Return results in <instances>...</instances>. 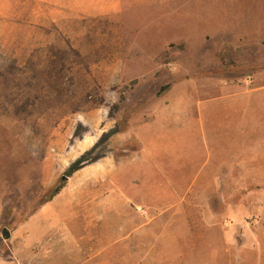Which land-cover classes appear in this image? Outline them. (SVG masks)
<instances>
[{
  "label": "rangeland",
  "instance_id": "1",
  "mask_svg": "<svg viewBox=\"0 0 264 264\" xmlns=\"http://www.w3.org/2000/svg\"><path fill=\"white\" fill-rule=\"evenodd\" d=\"M241 85H264V0H0L2 264H264V188L149 156Z\"/></svg>",
  "mask_w": 264,
  "mask_h": 264
},
{
  "label": "crops",
  "instance_id": "2",
  "mask_svg": "<svg viewBox=\"0 0 264 264\" xmlns=\"http://www.w3.org/2000/svg\"><path fill=\"white\" fill-rule=\"evenodd\" d=\"M240 87L200 101L196 115L188 121V137L175 136L168 141L169 134L161 133L156 142L151 143L149 156L160 164V147L177 150L173 155L170 153L171 163H188L192 171L204 173L206 183L203 186L207 188H264V85ZM172 118L179 131V114ZM182 149L186 152H179ZM39 236L47 237V234ZM55 238L65 249L76 242L71 238ZM63 240H67L65 245ZM51 250L43 244L38 261L33 263H51L50 258L45 257ZM70 256L75 261L77 251L72 250Z\"/></svg>",
  "mask_w": 264,
  "mask_h": 264
},
{
  "label": "trees",
  "instance_id": "3",
  "mask_svg": "<svg viewBox=\"0 0 264 264\" xmlns=\"http://www.w3.org/2000/svg\"><path fill=\"white\" fill-rule=\"evenodd\" d=\"M64 184H65V176H64L63 179L57 184V186L54 187V189L52 190V192H51V194H50V199L60 191V189L64 186ZM50 199H49V200H50Z\"/></svg>",
  "mask_w": 264,
  "mask_h": 264
},
{
  "label": "water",
  "instance_id": "4",
  "mask_svg": "<svg viewBox=\"0 0 264 264\" xmlns=\"http://www.w3.org/2000/svg\"><path fill=\"white\" fill-rule=\"evenodd\" d=\"M9 231L8 230H6V229H3L2 230V236L4 237V238H9Z\"/></svg>",
  "mask_w": 264,
  "mask_h": 264
},
{
  "label": "bare ground",
  "instance_id": "5",
  "mask_svg": "<svg viewBox=\"0 0 264 264\" xmlns=\"http://www.w3.org/2000/svg\"><path fill=\"white\" fill-rule=\"evenodd\" d=\"M100 10H102V9H100ZM156 145V144H155Z\"/></svg>",
  "mask_w": 264,
  "mask_h": 264
}]
</instances>
